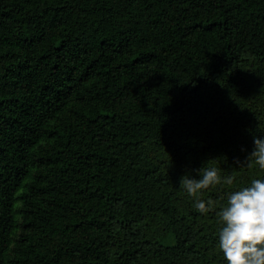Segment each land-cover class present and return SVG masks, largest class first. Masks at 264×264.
Masks as SVG:
<instances>
[{"label": "trees", "instance_id": "1", "mask_svg": "<svg viewBox=\"0 0 264 264\" xmlns=\"http://www.w3.org/2000/svg\"><path fill=\"white\" fill-rule=\"evenodd\" d=\"M254 137L264 0H0V264H228Z\"/></svg>", "mask_w": 264, "mask_h": 264}, {"label": "clouds", "instance_id": "2", "mask_svg": "<svg viewBox=\"0 0 264 264\" xmlns=\"http://www.w3.org/2000/svg\"><path fill=\"white\" fill-rule=\"evenodd\" d=\"M248 164L264 170V138L254 137ZM197 171L200 178L184 175L180 188L195 198V209L206 214L213 202L200 199L199 194L222 182L230 185L233 179L222 178L217 167L204 166ZM217 216L222 224L217 246L228 264H264V179H253L248 186L231 192Z\"/></svg>", "mask_w": 264, "mask_h": 264}]
</instances>
